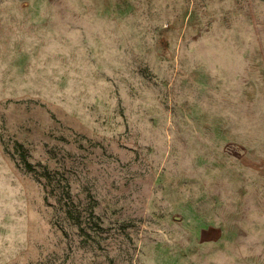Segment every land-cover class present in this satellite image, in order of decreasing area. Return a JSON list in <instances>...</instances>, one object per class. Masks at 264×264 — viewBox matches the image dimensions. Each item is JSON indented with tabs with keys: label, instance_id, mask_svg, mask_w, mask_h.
I'll list each match as a JSON object with an SVG mask.
<instances>
[{
	"label": "rangeland",
	"instance_id": "obj_1",
	"mask_svg": "<svg viewBox=\"0 0 264 264\" xmlns=\"http://www.w3.org/2000/svg\"><path fill=\"white\" fill-rule=\"evenodd\" d=\"M263 226L264 0H0V264H192Z\"/></svg>",
	"mask_w": 264,
	"mask_h": 264
},
{
	"label": "crops",
	"instance_id": "obj_2",
	"mask_svg": "<svg viewBox=\"0 0 264 264\" xmlns=\"http://www.w3.org/2000/svg\"><path fill=\"white\" fill-rule=\"evenodd\" d=\"M234 240L236 238L217 235L213 230L206 237L202 235L196 242V261L192 264H264V226L260 237L243 250Z\"/></svg>",
	"mask_w": 264,
	"mask_h": 264
},
{
	"label": "trees",
	"instance_id": "obj_3",
	"mask_svg": "<svg viewBox=\"0 0 264 264\" xmlns=\"http://www.w3.org/2000/svg\"><path fill=\"white\" fill-rule=\"evenodd\" d=\"M26 167H27L28 169H31V168H32V165H31L30 163H26Z\"/></svg>",
	"mask_w": 264,
	"mask_h": 264
},
{
	"label": "water",
	"instance_id": "obj_4",
	"mask_svg": "<svg viewBox=\"0 0 264 264\" xmlns=\"http://www.w3.org/2000/svg\"><path fill=\"white\" fill-rule=\"evenodd\" d=\"M176 219H178V218H176Z\"/></svg>",
	"mask_w": 264,
	"mask_h": 264
}]
</instances>
